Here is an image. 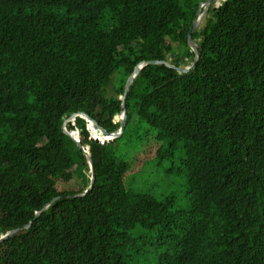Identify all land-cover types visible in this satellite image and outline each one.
Wrapping results in <instances>:
<instances>
[{"label": "trees", "instance_id": "trees-1", "mask_svg": "<svg viewBox=\"0 0 264 264\" xmlns=\"http://www.w3.org/2000/svg\"><path fill=\"white\" fill-rule=\"evenodd\" d=\"M205 1L0 0V237L33 221L0 243V264H264V0L211 9L193 34L195 70L146 66L115 143L99 145L83 118L67 123L89 147L95 185L35 220L90 187L64 122L83 113L118 132L122 102L105 93L114 76L126 85L139 62L172 54L179 66L177 50L194 59L188 33ZM137 120L138 151L186 176L188 211L172 193L127 188L142 162L117 150Z\"/></svg>", "mask_w": 264, "mask_h": 264}, {"label": "rangeland", "instance_id": "rangeland-1", "mask_svg": "<svg viewBox=\"0 0 264 264\" xmlns=\"http://www.w3.org/2000/svg\"><path fill=\"white\" fill-rule=\"evenodd\" d=\"M211 16L212 15L209 14L206 19L202 22L200 27H204L207 19ZM177 53L178 56L183 59V62H181V65L179 66L188 67L192 65L193 58H186L184 55L185 51L180 52L179 50H177ZM174 59L175 56L173 58H168V60H171V63H174ZM124 85L125 83L123 81V77L120 74L115 75L111 85L105 90L106 96L109 98L118 97L121 100L123 97V95H121V88ZM119 116L114 119V122H116ZM146 127L147 125H144L143 123L139 122V120H137L133 127L131 139L128 143H126V145H120L117 150L120 152V157L124 156L127 152L131 153L133 159L137 158L140 155L139 159L142 162V165L137 168L139 172H132L129 174L133 177H130L127 180V188L143 195L155 197L159 200L169 196L172 193L177 199V209L188 211L190 204V195L188 192L187 179L184 173L178 172L176 176L169 177L163 168L158 167L157 161L153 160V158L151 159L152 152L146 153V148L138 151L141 148L139 147V141L144 131L146 130ZM127 137L124 139V141L127 140ZM183 152L184 151L182 150V148H179L177 151V158L175 164L177 169L179 170L182 168L181 159L182 157H184ZM131 155L127 159L128 162H132ZM165 167L167 168L168 165ZM143 255L152 258L146 253H143Z\"/></svg>", "mask_w": 264, "mask_h": 264}, {"label": "water", "instance_id": "water-1", "mask_svg": "<svg viewBox=\"0 0 264 264\" xmlns=\"http://www.w3.org/2000/svg\"><path fill=\"white\" fill-rule=\"evenodd\" d=\"M221 0H207L203 3H201L199 5V8L197 10V14H196V18L190 28V31L188 33V45L191 49V52L194 54V59H193V63L191 66L188 67H183V66H177L173 63H171V60H148L145 62H139L135 68L133 73L131 74V76L129 77L126 86H125V91L123 94V97L121 99L122 105V113L120 114V116L117 118L116 121L119 122L120 124V129L118 132L116 133H107L106 130L101 127L96 121H94L90 116L86 115V114H73L72 116H70L69 119H67L64 124H63V133L66 134L67 136L71 137L72 139H74L78 145V147L83 151L86 159H87V163L88 166L90 168V173H91V183H90V187L87 189V191L84 194L81 195H65V196H61V197H56L54 198L49 204H47L41 211L37 212L35 215V220H37L40 215L46 211V209L53 204L54 202H56L57 200L61 199V198H65V199H79V198H84L86 195H88L89 193L92 192L94 185H95V169H94V161L92 159V156L89 152V147H86L82 144L81 142V138L79 135V132H71L68 130L67 128V123L74 121L77 119V117L83 118L87 121L88 124V131L90 132L92 138H94L99 145L106 147L109 146L113 143H115L116 141H118L124 134L125 129L127 127V119H128V114H127V110H126V102H127V98L130 94V91L138 77V75L141 73V71L148 65H152V66H166L167 68L170 69H174L175 71H177L179 74H187L193 70L196 69L199 61H200V50L198 47L197 42L193 39V34L201 29V24L202 22L206 19V17L208 16L209 12L211 11V9L213 11H218L224 2H226L227 0H222L220 4H218V2H220ZM171 57H174V54L171 55ZM94 127V129L96 130H100L102 132L103 138L101 137H96L93 135L92 133V128ZM33 225V221H31L29 224L25 225L24 227L20 228V229H16V230H12L10 232H8L5 235H2L0 237V243L6 241L7 239L11 238L12 236H14L16 233H18L21 230H25L30 228Z\"/></svg>", "mask_w": 264, "mask_h": 264}, {"label": "bare ground", "instance_id": "bare-ground-1", "mask_svg": "<svg viewBox=\"0 0 264 264\" xmlns=\"http://www.w3.org/2000/svg\"><path fill=\"white\" fill-rule=\"evenodd\" d=\"M221 1H222V0H221ZM221 1H220V2H218V4H220V3H221ZM91 128H92V133H93V135H94V127L92 126Z\"/></svg>", "mask_w": 264, "mask_h": 264}, {"label": "built area", "instance_id": "built-area-1", "mask_svg": "<svg viewBox=\"0 0 264 264\" xmlns=\"http://www.w3.org/2000/svg\"><path fill=\"white\" fill-rule=\"evenodd\" d=\"M116 123H118V122H116Z\"/></svg>", "mask_w": 264, "mask_h": 264}]
</instances>
